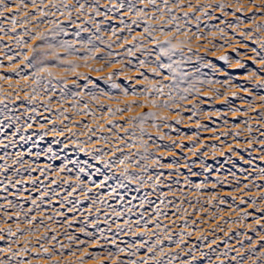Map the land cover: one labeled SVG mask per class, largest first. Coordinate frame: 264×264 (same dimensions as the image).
<instances>
[{
	"label": "rangeland",
	"instance_id": "obj_1",
	"mask_svg": "<svg viewBox=\"0 0 264 264\" xmlns=\"http://www.w3.org/2000/svg\"><path fill=\"white\" fill-rule=\"evenodd\" d=\"M72 2L73 0H69L70 4ZM191 2L195 6L219 0ZM239 2L244 6V14H232L237 0H231L233 6L228 9L227 16L222 15L219 10L209 12V16L215 17L212 19L205 18L199 12H190L187 19L179 21L181 32L191 29L188 37L175 32L173 25L165 27L166 32H172L167 38H171L174 44L190 40L189 44L183 46V53L185 59L190 56L191 60H186L176 69L175 80L164 79V76L172 75L166 69H160V76L153 75L151 69L157 63L167 65L181 59L180 51L172 56L171 61L168 57H160L157 61L159 49L147 41L143 42L147 47L140 51H136L132 42L117 46L122 44V39L112 36L113 30L124 38L140 36L146 27L144 23H140L139 27L132 25L130 33L125 24H131L135 16L126 11L107 12L102 6L100 11L113 18L105 20L104 16H99L95 18V23H85L87 16L77 19L75 12L72 17L74 23L59 15L46 18L58 19L61 27L66 30L67 35L61 34L56 37L57 40L73 43L78 49L72 55L60 48L56 52L60 60L79 65L75 71H65L67 64H60L52 55L44 59L43 48L33 53L31 48L41 42L23 36V28L17 27L16 32H9L7 36L0 33L4 37L0 39V62L3 65L0 67V76L8 77L7 80H0V96L8 95L7 101L0 104V120L3 121L0 124V142L8 145L0 146V156L4 157L0 160V165H9L6 171L0 168V229L4 230L0 232L3 237L0 239V249H4L0 252L1 260L8 261L11 253L24 248L23 239L33 232V245L36 244L39 248L43 244L48 247L50 255H53L55 248L53 259L45 257L44 264H78L81 256L85 257L86 264H113V258L108 256V252L115 254L120 264H128L130 260L147 259L151 255L148 248L157 239L162 241L160 247H163L167 255L175 256L179 253L178 259L173 260L172 264H183L184 261L191 260V256L185 254L189 249L195 251L199 264H239L241 258L243 264H264V240L261 239L264 236V227H261L264 225V219H261L264 215V199H261L264 197V179L260 178L259 171L264 168V144L255 142L264 141V136L261 135L264 132V100L260 99L264 96V88L257 87L264 84V71H261L264 65L253 62L258 58L252 51L253 48L260 51L259 43H253L252 39L264 41V32H255L251 17L256 16V24H264V18H261V14L248 0ZM90 3L92 0H87L85 7ZM105 3L106 0H101V5ZM262 3L264 0H257L258 5ZM146 10L151 14L150 9ZM185 10L188 11L187 8ZM176 15L183 17V12L176 10ZM193 16H200L199 21ZM241 20L244 22L240 23ZM152 23L159 27L154 21ZM230 24L239 27H229ZM2 25L5 29L10 27L7 21H3ZM76 25H82L88 30L81 31ZM97 25L100 27L99 32L96 31ZM29 27L35 34L37 31L47 32L52 25L44 23L39 29L32 25ZM219 29L224 30L223 35ZM249 31L253 33L252 39L239 35L240 32ZM192 33L202 39L197 40ZM156 35L161 41L166 39L159 33ZM18 36L28 47L18 45L16 39L9 38ZM107 44H112V47L108 48ZM189 47L191 52L188 51ZM128 48H132L135 54L127 55ZM17 53H27L32 61L31 65L26 67L29 61ZM9 56H15V59L9 62ZM89 56H94L95 59H85ZM222 56L228 59L222 60ZM105 57L123 63H113L109 67L104 62ZM140 60H145L148 65L139 69L145 73L147 81L136 71ZM13 67L16 71H12ZM173 67L176 65L173 64ZM43 68L51 71L54 78L40 71ZM101 68L103 71L94 70ZM121 69H124L122 74L116 75L113 80L107 79L110 74L120 72ZM254 71L260 79L252 75ZM36 72L41 76L40 85H45L47 91L30 78ZM148 81L156 86L159 83H176L177 87L165 88L163 96L149 93L145 99L144 90L151 87ZM113 83L119 87L113 88ZM191 85L199 88L200 93L189 96L190 102L180 101L177 93L183 94L182 89ZM32 88H36L39 95L36 100L29 102L25 94L30 93ZM122 89L127 90V96ZM134 89L135 95L132 94ZM53 90L55 95L52 94ZM169 93L176 97L175 103L179 107L163 109L151 106L153 99L158 104L172 103L168 100ZM129 104L132 105L131 112L117 114L112 118L108 116L107 109L125 108ZM141 104L145 107H137ZM193 104L196 105L195 108ZM152 112L157 113L158 117H167L170 127H163L164 122L157 119L155 123L161 125L158 132L151 126L153 121L144 123L147 135H143V139L149 144V156L152 159L159 158L167 165L174 158L168 150L173 149L175 158L181 165L178 170L164 168L162 171L167 178L162 177L161 183L155 185L153 181L159 170L149 161H141L142 164L149 165L147 172H141L139 166L128 168L129 176L133 177L131 180L121 175L123 165L114 163L112 167H106L104 163L116 161L132 152H143L139 148V137L142 135L140 129L133 128L128 121L131 117ZM60 113L64 115L61 116ZM5 116L19 117V120L10 121L4 119ZM101 116L104 118L101 119ZM109 119L122 128L108 131L111 127ZM178 119L181 121L179 124L176 123ZM29 123L32 124L30 129L27 127ZM98 126H102L101 131H97ZM249 126L253 129L252 132L247 131ZM131 131H135L136 135L129 139L128 133ZM237 132L240 133L239 136L236 135ZM161 134L164 135L163 140L160 139ZM149 135L151 140L148 139ZM101 136L110 139L105 143L98 139ZM117 136L123 137V142L117 141ZM253 138L255 141L249 144L248 141ZM153 141L160 145L159 149L152 145ZM131 143H135L136 147L129 148L127 145ZM117 147L123 148V151L113 154ZM96 149H101L108 155L102 156V152ZM19 156H23V167L13 163ZM98 157L102 158L98 160ZM184 164H189L191 168L182 167ZM29 166L37 170L25 171ZM40 169L45 170L44 175H41ZM138 176L145 177L146 183L134 179ZM37 177L34 184L32 180ZM17 181L21 183H16ZM51 181L56 183H50ZM98 184H103V187H97ZM166 185H171V188ZM197 185L201 187L197 189ZM245 185L249 187L245 188ZM107 187L112 188L111 192L105 190ZM41 192L48 193L43 201L39 199ZM33 199L36 200V205L32 204ZM241 199L248 203L240 204ZM253 199L256 200L255 205L251 203ZM161 200L164 202L161 203ZM221 200L226 203L221 204ZM234 208L237 210L233 211ZM244 212L251 215L244 217ZM33 218L35 222L29 225L27 221ZM157 223L160 224L159 229L156 228ZM129 225L134 234L129 231ZM17 226L21 231L17 230ZM9 228L15 235H7ZM81 229L85 231L82 232ZM85 232L91 235H85ZM152 232L157 235L153 236ZM165 234L171 236V242L165 239ZM53 235L56 240L51 239ZM69 236L85 243L71 242L67 238ZM44 237L47 239H43ZM144 241L147 243L140 247ZM61 245L64 247L61 248ZM9 247L11 252L8 251ZM121 248L125 250L124 253L119 252ZM31 251H28L27 257L36 255ZM133 251L136 255L126 254ZM73 252L76 254L72 255ZM85 252L92 253L98 259L88 258ZM17 256L10 264H16L21 259ZM231 257L236 259L232 260ZM149 264L154 262L150 260Z\"/></svg>",
	"mask_w": 264,
	"mask_h": 264
},
{
	"label": "snow or ice",
	"instance_id": "obj_2",
	"mask_svg": "<svg viewBox=\"0 0 264 264\" xmlns=\"http://www.w3.org/2000/svg\"><path fill=\"white\" fill-rule=\"evenodd\" d=\"M248 3L251 4L255 10L257 12H259L261 14V18H264V3L258 5L257 4V0H248ZM87 4V0H84V2H82V0H73V2L70 4L69 0H0V33H4L5 36L8 35L9 32H16L17 27L23 28L24 32H23V36H27L29 37L31 40H36V41H40L41 43L36 46L31 48V51L33 53H36L38 51H40V49H45V51L42 53L44 59H47L49 55H52L54 60L59 61L60 64H67V67L64 69L65 71H75V69L77 67H79V65L73 64L70 61H66V60H60V57L58 55H56L57 52V48L63 49L68 55H72L74 54L75 51H78V49H76L75 45L73 43L67 42V41H62V40H57L56 37L64 34L67 35V32L64 28L61 27V23L58 21V19H46L48 17H57V15L59 16H64L70 23H74V21L72 20L73 17V13L75 12L77 14V19L80 18V16H87V20H85V23L88 22H92L95 23V18L99 17V16H104L105 20H110L113 17L109 16L106 14V12H101L100 8L103 6L107 12H127L130 14H134L135 18L132 19L131 24H125V28L131 33L132 32V25H136L137 27L140 26V23H144L146 25V27H144L143 30V34H141L140 36H136V35H132L130 37H124L121 38L117 35V31L113 30L112 31V36H116L117 39H122V44L121 45H117L118 47H121L125 44H128L129 42H132L134 44V47L136 49V51H140L141 49H145L147 47L146 43H143L144 41H147L148 43L153 44L154 46H156L159 49V55L157 56V61L160 60V57H168L169 60H172V56L176 54L177 51H180V55H181V59L179 60H175L172 61L171 63L165 65L162 63H157L156 67L152 68V73L155 76H160L161 72L160 69H166L168 72L172 73L171 76H164V79H169V80H175L177 77V71L176 69L181 67L182 64H184L187 61L191 60V57H187L185 59L184 57V53H183V46L187 45L190 43L189 39H185L182 41H178L177 44H174L172 42L171 38H167L170 37L172 35L171 31H165V27H167L168 25H173L174 26V30L175 32H181L180 29V24L179 21L180 19H187L189 17L190 12L191 13H196L199 12L202 16H204L205 18L208 19H212L215 17L209 16V12L210 11H215V10H219L222 15L227 16L229 15L228 9L232 8V3L231 0H228V2H223V0H219V2H210V4L208 5H200L199 3L197 5H193L191 0H106V3L104 5H101V0H92V3L88 4L87 8L85 7V5ZM139 5H143L144 7H139ZM243 4H241L239 2V0H237V3L235 5V11L232 13L233 15H235L236 12H240L241 14L243 13ZM185 8L188 9V11L185 10ZM29 9H31V11H29ZM146 9H150L151 10V14L149 11H147ZM176 10H179L181 12H183V17H179L176 15ZM5 13H8V15H5ZM166 17V19H165ZM193 18L197 21H199L200 16H193ZM237 20H240L239 16H236ZM252 19V23L255 25V32H264V24H256V16L253 15L251 17ZM3 21H7L10 24V27L8 29H5L2 25ZM155 22L156 24H159V27H155L153 25L152 22ZM244 21H240V23H243ZM44 23H48L51 24L52 27L50 29H48L47 32H40L37 31L35 34L32 33V29L29 27L30 25L34 26L36 29H39L40 26ZM121 23H124L123 20H121ZM221 23H223V21L221 20ZM77 27L80 28L81 31H87L88 29L83 28L82 25H76ZM229 27H239V25H228ZM197 27H199V25L197 24ZM96 31L99 32L100 31V27L99 25L96 26ZM219 31L221 32V34L223 35L224 30L223 29H219ZM189 32H191V29H188L187 31L181 32V35L188 37ZM157 33H159L160 36L166 37V39H164L163 41H161L160 39H158L157 37ZM79 33H77L78 35ZM193 36H195V38L197 40L202 39L201 36L197 35L196 33H192ZM240 36L245 37L247 39H252L253 33L251 31L249 32H240L239 33ZM3 36H0V39H3ZM9 38H13L16 39L17 44L18 45H22L24 47H28V44L21 38V37H9ZM203 39H207V37H203ZM103 43V41H101ZM253 43H259V48L260 51H257L255 48L252 49V51L255 53V56L258 59H255L253 62L260 64V65H264V55H262V53H264V41L259 40L258 38L256 39H252ZM91 43V42H89ZM179 46V47H178ZM108 48L112 47V44H107ZM244 47H247V45H244ZM189 52H191V48L189 47L188 49ZM134 51L132 48H128L127 49V55L132 56L134 55ZM17 55H22V58L24 60H28L29 63L27 66H30L32 61L29 59L27 53H17ZM111 55V54H110ZM9 62H11L13 59H15V56H9L7 57ZM85 59H95L94 56H89V57H85ZM104 62L108 64L109 67L112 66L113 63H117V64H122L123 61H116L113 59H109L108 57L103 58ZM222 60H227L228 57L226 56H222L221 57ZM42 62V61H41ZM129 64L131 63V61L128 62ZM173 64L176 65V67H173ZM237 64H239V61H237ZM2 62H0V67H2ZM87 66V65H85ZM148 67V65L146 64L145 60H140L139 62V67L136 69L138 75L140 77H143L145 81H147V76L145 75L144 72L139 71V69L141 68H145ZM95 71H103V69H94ZM12 71H16V69L13 67ZM40 71L46 72L48 77H53V73L51 71H49L47 68H43ZM124 71V69H121L120 72H115L110 74L107 79L108 80H113L114 77L116 75L122 74V72ZM261 71H264V69H261ZM17 75H19V73H17ZM253 76H256L258 79H260L261 77L258 75L257 72H252ZM31 79H33V83L40 85V81H41V76L39 72L33 73V76L30 77ZM8 77H4V76H0V80H7ZM51 81H49L50 83ZM139 82V81H137ZM149 85H151V87L146 88L144 90V95H145V99L148 98L149 93H156L157 96H163L165 94L164 90L165 88L171 87V88H176L177 84L173 83L172 85H165L163 83H159L158 86L152 84L151 81H148ZM44 91H47V87L45 85H40ZM113 88H117L119 87V85L113 83L111 85ZM11 87V85H10ZM66 87V85H65ZM258 88H264V84L258 85ZM123 92V94L125 96L128 95L127 90L122 89L121 90ZM182 93L180 94V92L177 93V95L179 96V100L182 102H190L188 101V97L192 96L193 93H200V89L196 88L195 85H191L187 88L182 89ZM53 95H55V91L53 90L52 92ZM133 95L136 94L135 89L133 90ZM39 95L38 91L36 88H32L30 93H26L25 94V98L29 100V102H32L34 100L37 99V96ZM217 97L219 98V94H217ZM195 98V97H194ZM8 99V95L5 94L3 96H0V104H3L7 101ZM50 99V97H49ZM95 99V97H94ZM261 100H264V96L260 97ZM168 100L172 101V103H168V102H163V103H157L155 99L151 100V106L154 108H163V109H170L172 107H179V105H177L175 103L176 101V97H174L171 93L168 94ZM77 105H73V107H76ZM85 108H87V105L84 106ZM101 107H103V105H101ZM137 107H145V105H137ZM196 105L193 104V108H195ZM35 109H33L34 111ZM132 110V105L129 104L127 105L125 108H119L117 107L116 109H112L109 108L107 109L108 112V116L110 118L112 117H116L117 114L123 115L125 112H131ZM186 111H191V109H185ZM253 111H255V109H253ZM91 114V113H90ZM195 114V113H193ZM61 116H63V113H60ZM176 115H179V113H176ZM259 115V113H258ZM65 119H67V117H64ZM101 119H103L104 117L101 116ZM4 119L7 120H19V117H8L5 116ZM159 119L161 121H163V127L167 128L170 127V125L167 123V117L164 116H159L157 115V113L152 112V113H145L142 114L138 117H131L130 120L128 121L129 123H131L133 125V128L138 127L140 129L141 132V136L139 137L140 139V144H139V148L143 150L142 153H137V152H132L128 155H125L123 158H118L116 161H105V166L106 167H112V165L118 164V165H123L124 166V170L121 172V175L124 176L126 179H133V177L129 176L128 174V168L129 167H133V166H139L141 172H147L148 170V164H142L141 161H149L150 164L156 168L157 170H159V174L154 178V185L155 184H160L161 183V178H167L165 177L164 171H162L164 168H173V169H179L181 167V165L178 163V160L175 158V153L173 149H169L168 151L170 153H172L173 155V160L166 164H163L161 162V159L159 158H155L152 159L149 154H148V149H149V144L147 141H145L143 139V135H147V133H145L144 130V123L146 121H153L152 123V127L155 128L158 132L161 130V125L155 123V121ZM181 121L178 119L176 120V123L179 124ZM3 121L0 120V124H2ZM109 124L111 125V127L108 129V131H112L113 129H117V128H122V126H119L117 124L112 123L111 119H109ZM27 127L30 129L32 128V124L29 123L27 125ZM43 127V126H42ZM85 127L87 128L88 125H85ZM102 130V126H98L97 127V131H101ZM259 129H257L258 131ZM19 131V129L17 130ZM52 131H55V129H53ZM248 132H252L253 129L249 126L247 128ZM46 134V133H45ZM73 135H75V133H73ZM93 135H95V132H93ZM136 135L135 131H131L128 133V138L131 139L132 137H134ZM237 136L240 135L239 132L236 133ZM261 135L264 136V132H261ZM89 139H91V137H89ZM99 140H104L105 143H107V141L110 139V137H98ZM117 141L119 142H123L124 138L117 136L116 137ZM148 139L151 140V136H148ZM160 139L163 140L164 139V135L161 134ZM255 141V138L250 139L248 141L249 144H252ZM257 143H261L264 144V141H255ZM174 143V142H173ZM152 145L154 147H156L157 149L160 148V145L156 144L155 141L152 142ZM0 146L2 147H8V145L3 144V142H0ZM129 148L132 147H136L135 143H131L127 145ZM96 151H100L102 152L101 149H96ZM123 148H115L114 152H122ZM189 151H193V149H189ZM108 153L106 152H102V156H107ZM133 157H136L135 159H133ZM102 157H98L97 159L100 160ZM4 157L0 156V160H3ZM14 164H20L22 167L24 165V160H23V156H19L17 160L13 161ZM9 167V165L4 164V165H0V168H3V170H7ZM182 167L184 168H191V166L189 164H184L182 165ZM37 169L32 168L31 166H29V168H25V171H36ZM64 169H61V171H63ZM18 171V170H17ZM44 169H40L41 175H44ZM81 171H83V169H81ZM97 171H99L97 169ZM261 173V179H264V168H261L260 170ZM171 175V173H169V176ZM193 175H196V173H193ZM151 178V177H149ZM37 178H34L32 180V182L35 184ZM134 179L140 180V181H144L146 183L145 177L143 176H138L135 177ZM245 179H248V177H245ZM9 183L12 184L13 187H15V184L12 183L11 180H9ZM16 183H21V181H17ZM41 183H43V181H41ZM50 183H56V181H51ZM220 183H223V181H221ZM167 187L171 188V185H166ZM97 187H103V184H98ZM197 189H199L201 186L197 185L196 186ZM245 188H248V185L244 186ZM258 187V186H257ZM37 191H39V189H37ZM85 195L87 194L86 192L84 193ZM48 195L47 192H41V195L39 197V199L41 201L44 200V198ZM69 195H71V193H69ZM233 199H235V197H233ZM261 199H264V197H261ZM164 201L161 200V203H163ZM9 204H11V201L8 202ZM95 203V201L93 202ZM169 203H171V201H169ZM221 204L226 203L225 200H221L220 201ZM248 203V201L241 199L240 200V204H246ZM251 203L253 205L256 204V200L253 199L251 201ZM32 204L36 205V200L33 199L32 200ZM237 209H233V211H236ZM257 211H261L260 209H256ZM129 211H131L129 209ZM89 212H91V209H89ZM57 215H62V213H57ZM117 215L119 216L120 213H117ZM251 215V213L249 212H244L243 216L247 217ZM243 218V217H242ZM9 219H11V217H9ZM47 219L51 220L52 217H47ZM159 219V215H157V220ZM261 219H264V215L261 216ZM34 218L33 219H29L27 221V223L29 225H32L34 223ZM136 224H139V221L135 222ZM259 225V221L256 222ZM261 227H264V225H261ZM145 231L148 230L147 228V223H145L144 225ZM156 228L159 229L160 228V224L157 223L156 224ZM17 230L21 231L19 229V226H17ZM48 231H51V229H47ZM4 231L3 229H0V232ZM81 231H85L84 229H81ZM129 231L133 232L131 225H129ZM30 235H34L35 233L30 232ZM134 234V232H133ZM7 235L9 237L15 235V233H13L11 231V229L9 228L7 230ZM85 235H91V233H87L85 232ZM152 235L155 236L157 235L156 232H152ZM71 242H75L77 244H84L85 242L82 240L77 241L75 237L69 236L67 237ZM0 239H3L2 236H0ZM43 239H47V237H44ZM52 240H56V236H52L51 237ZM165 239L169 240L171 242V236L165 234ZM248 239L250 240L251 237H248ZM262 240H264V236L261 237ZM96 243H98V241H96ZM113 244H115V241H112ZM147 243V241H144L140 247H144V244ZM212 243H215V241H213ZM160 244H162V241H160L159 239H157L156 241L153 242L152 246L148 248V252L151 254L148 256L147 259L141 258L139 261L137 260H130L128 261V264H149V261H153L154 264H172L173 260L178 259L179 257V253L175 256L172 255H167L164 252L163 247H160ZM64 245H61V248H63ZM42 252L47 256L48 260H52L53 259V255L55 254V248L53 249V255H48L49 253V249L44 247L43 244H41L40 246ZM80 251H85L84 249H79ZM4 249H0V252H3ZM9 252H11V248L9 247ZM30 251V249L27 246V243L25 244V247L22 249H19L18 252L16 253H11V255L8 258V261H4V260H0V264H10L11 260L15 259V257L17 255H20L21 253H26ZM238 251V250H237ZM120 253H124L125 250L123 248L119 249ZM76 253L73 252L72 255H75ZM127 255H136V252H130V253H126ZM186 255L191 256V260H187L184 261L183 264H199V262L197 261V258L195 256V251L193 249H189V251L187 253H185ZM61 255H63V253H61ZM223 255L227 256V253H224ZM85 256H87L90 259H98V257H93L92 253L90 252H85ZM108 256L113 258V264H120V262L115 258V254H113L112 252H108ZM159 257V258H158ZM166 257V259H165ZM203 257V254H202ZM220 257H217V259H219ZM251 258V257H249ZM232 260H235L236 257H231ZM210 260V258H209ZM17 264H31L30 261H26L24 259H20L17 261ZM78 264H86V260L84 256H81L78 260ZM239 264H243V258H241V260L239 261Z\"/></svg>",
	"mask_w": 264,
	"mask_h": 264
},
{
	"label": "bare ground",
	"instance_id": "obj_3",
	"mask_svg": "<svg viewBox=\"0 0 264 264\" xmlns=\"http://www.w3.org/2000/svg\"><path fill=\"white\" fill-rule=\"evenodd\" d=\"M48 120H50L49 118H48ZM105 190L109 193V192H111V190H112V188L111 187H107V188H105ZM34 236L33 235H31V236H27L25 239H23V243L24 244H26L27 243V246L29 245V244H32V243H34ZM19 239V238H18ZM40 244V243H39ZM29 249H30V252H32L31 250H33L34 252H35V254L36 255H34V257H27V253L28 252H26V253H21L20 255H18L17 257L18 258H21V259H24V260H26V261H30L31 262V264H44V262H45V257H47V256H44V254H43V252L41 251V248H40V246H39V248L38 247H36V244L35 245H33L32 244V246H30V247H28ZM46 248H48V247H46ZM19 250V249H18ZM48 255H50V254H48ZM1 260V259H0ZM19 260V259H18ZM48 262V261H47ZM16 264H17V261H16ZM49 264V263H48ZM55 264V263H54Z\"/></svg>",
	"mask_w": 264,
	"mask_h": 264
}]
</instances>
